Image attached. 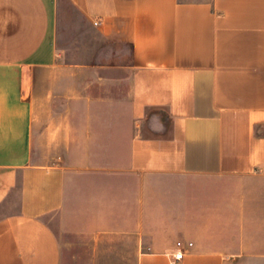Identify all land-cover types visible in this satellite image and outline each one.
<instances>
[{"label": "crops", "instance_id": "obj_1", "mask_svg": "<svg viewBox=\"0 0 264 264\" xmlns=\"http://www.w3.org/2000/svg\"><path fill=\"white\" fill-rule=\"evenodd\" d=\"M111 262L264 264V0H0V264Z\"/></svg>", "mask_w": 264, "mask_h": 264}, {"label": "rangeland", "instance_id": "obj_2", "mask_svg": "<svg viewBox=\"0 0 264 264\" xmlns=\"http://www.w3.org/2000/svg\"><path fill=\"white\" fill-rule=\"evenodd\" d=\"M82 21L79 19L71 6L65 5L64 18L61 21L62 25V40L64 45L71 47L73 42L77 43V51L75 54L69 53V59H80L88 55V50L93 49L96 42H102L103 38L98 36L93 31L88 30L85 26H81ZM79 25L81 26L79 29ZM75 36L73 37V35ZM80 34V36H79ZM83 34V35H81ZM80 45H79V44ZM112 264H118L119 262H111Z\"/></svg>", "mask_w": 264, "mask_h": 264}, {"label": "built area", "instance_id": "obj_3", "mask_svg": "<svg viewBox=\"0 0 264 264\" xmlns=\"http://www.w3.org/2000/svg\"><path fill=\"white\" fill-rule=\"evenodd\" d=\"M97 24V23H96ZM179 245H180V242L178 243ZM182 257H183V252L182 251H178V252H176L175 254H174V258H175V260H180V259H182Z\"/></svg>", "mask_w": 264, "mask_h": 264}]
</instances>
